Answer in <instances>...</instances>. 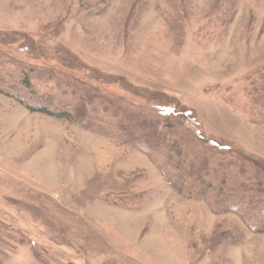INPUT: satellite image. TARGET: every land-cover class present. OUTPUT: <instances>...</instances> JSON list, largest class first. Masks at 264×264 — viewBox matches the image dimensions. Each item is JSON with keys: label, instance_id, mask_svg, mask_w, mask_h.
Segmentation results:
<instances>
[{"label": "rangeland", "instance_id": "rangeland-1", "mask_svg": "<svg viewBox=\"0 0 264 264\" xmlns=\"http://www.w3.org/2000/svg\"><path fill=\"white\" fill-rule=\"evenodd\" d=\"M104 2L0 0V59L264 163V0ZM97 107L77 122L0 94V264H264V232L176 187Z\"/></svg>", "mask_w": 264, "mask_h": 264}, {"label": "trees", "instance_id": "trees-1", "mask_svg": "<svg viewBox=\"0 0 264 264\" xmlns=\"http://www.w3.org/2000/svg\"><path fill=\"white\" fill-rule=\"evenodd\" d=\"M82 2L99 14L107 8L104 0ZM13 62L0 59V94L14 99L32 113L77 122L88 120V112H94L91 107L98 106L99 113L112 115L114 125L120 130L119 136L127 137L131 143L155 159L172 184L191 196L207 199L213 203L217 212L239 213L253 232H264L262 161L244 155H238L239 158L235 157L233 160L216 158L212 153L215 150L206 149L201 137L194 139L189 134L185 137L182 129L164 128V122L161 125L160 122H148L141 114L127 116L122 109L114 110L113 101L101 104L92 90L81 89L74 82H66L47 72L42 73L25 64ZM255 90L259 93L255 98L258 104L252 108L259 109V115L264 120V88L261 86ZM261 94L263 97H260ZM68 98L72 102L66 107L60 101ZM82 99L85 101L80 103ZM76 102L79 103L76 105ZM110 108L116 114L112 110L111 113ZM120 120H126L128 125L123 126ZM88 128L95 129L93 126ZM101 130L103 129H99ZM240 180L242 182L239 183Z\"/></svg>", "mask_w": 264, "mask_h": 264}]
</instances>
